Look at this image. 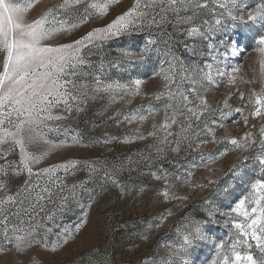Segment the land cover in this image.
Returning a JSON list of instances; mask_svg holds the SVG:
<instances>
[{
  "label": "snow or ice",
  "instance_id": "obj_1",
  "mask_svg": "<svg viewBox=\"0 0 264 264\" xmlns=\"http://www.w3.org/2000/svg\"><path fill=\"white\" fill-rule=\"evenodd\" d=\"M38 2L0 0V52L4 53L0 70V159L4 160V163H0V191L7 193L0 196V244H11L17 252H23L33 243H40L33 239L36 228L28 222L35 218L38 208L39 211L44 210L41 202L51 200L54 188L64 191L65 185L63 178L58 175L59 171L62 170L65 175L72 174L82 163L69 160L34 171L35 165L65 146L63 142L55 143L48 139L43 130L59 132L61 122L67 120L73 111L82 112L89 99L95 100L102 94H106L113 102L141 94L145 84L141 78L122 82L94 76L90 82L85 81L86 74L82 73V69L85 65L92 66V62L85 58L83 50L90 46L99 48L109 40L147 31L148 36L138 51L131 47L116 50L118 58L127 61L128 67H133L134 64L143 63L154 50L157 39L153 38L152 30L156 29L159 35L168 37L162 41L168 66H161L159 72L153 73L154 76L163 77V87L158 93L152 94L153 100L163 101L164 122L159 126L153 124V131L148 133V136L157 138L156 142L149 145L154 149L155 156H143L142 159L148 162L149 168L161 162L156 171L150 173L156 181L164 182L162 191L157 194L165 200H186L187 196H176L173 189L178 185L190 184L197 168L215 163L228 151H250L256 145L258 152L243 156L233 164L228 173L232 181L219 190V195L227 196L233 183L249 186L247 195L238 199L234 206L229 205L230 211L224 214L226 218L222 223L225 226L230 224L236 233L230 246H226L224 240L215 243L217 253L213 264H264V123L259 126L258 141L253 138L251 131H246L240 138L227 133L219 138L216 135V129L224 127L222 121L233 113L241 114L245 125L249 123V116L264 122V88L259 94L251 92L248 95V115H243L244 107L233 108L227 99L222 101V107L219 106L220 101H217V107H213L205 95L213 87L219 86L218 78L228 77L229 84L236 83V74L241 69L238 65H230L228 59L246 50L239 40L233 39L237 28H243L250 34L259 58V70L264 78V0L255 3L254 7L247 0H134L127 11L105 26L93 28L70 43L57 45L50 41L60 34H71L92 17L106 16L110 7L119 0H60L29 22L26 14ZM81 5L84 6L82 11ZM69 12L77 17L75 22L61 18L62 14ZM169 25L174 32H183L185 40L195 41L191 47L180 41L185 48L190 47V50L195 51L203 47L206 51L199 54L209 57L211 62L205 60L203 66L185 64L171 50L169 42L172 33L166 31ZM155 50L160 51L158 47ZM99 67L104 68L103 58ZM239 98L241 102L245 100L243 91L239 92ZM136 111H146L147 115L132 114L126 116L125 120L129 123L137 119L144 122L155 117L161 109L150 103L147 109ZM173 125L178 126L175 132L172 131ZM135 138L143 140L145 136L138 134ZM73 142L79 143V140L74 138ZM108 142L107 139L104 141ZM209 142L224 146V150L200 151L198 157H194L187 166L170 160L168 163L173 166V171L163 167L162 162L168 159L169 152L179 154L181 145H185L184 152L187 155ZM33 145H43L39 154L29 150ZM17 149L19 160H8L7 157ZM250 160L259 166L258 178L254 180L252 174L256 173V168H250L246 163ZM83 163L88 169L89 178L103 170L102 178L113 185H117L115 177L125 167L122 161L111 164L107 160ZM22 173L27 174V179L14 193L9 192L5 178ZM33 177L36 179L33 180ZM45 178V183L41 185L40 180ZM84 183L71 186L73 198L76 189L83 188ZM208 183L217 182L209 180ZM140 191L144 192L146 188ZM68 202V197H61L58 210L64 211ZM205 203L206 219L183 218L186 222L177 230L178 242L165 245L167 259L162 264H193V251L202 243L213 242L210 233L212 225L221 223L215 218L219 209L214 202ZM86 223L87 213L74 230L79 232ZM154 227L159 228L160 224H149L145 234H142L143 240L148 239L146 233ZM47 232H51V229H47ZM63 232L71 235L67 228ZM64 243H67V239ZM59 246L57 244L52 251H56ZM240 246H244L246 251L238 250ZM253 248L258 250L259 255L250 251ZM33 264L37 262L33 261ZM92 264H109V261H93Z\"/></svg>",
  "mask_w": 264,
  "mask_h": 264
},
{
  "label": "rangeland",
  "instance_id": "obj_2",
  "mask_svg": "<svg viewBox=\"0 0 264 264\" xmlns=\"http://www.w3.org/2000/svg\"><path fill=\"white\" fill-rule=\"evenodd\" d=\"M14 2L25 3V0H14ZM59 2L60 0H39L26 14L27 20L30 22ZM133 2L134 0H119L110 7L106 16L92 17L71 34H60L50 43L57 45L79 39L93 28L103 27L110 23L118 15L127 11ZM247 2L254 7L255 3H259L260 0H247ZM83 7L81 5L80 11ZM61 18L68 19L70 22H75L77 19L71 12L62 14ZM152 31L153 38L157 39V45L153 46L154 50L143 63L134 64L133 67H128L127 61L120 60L116 50L131 47L138 51L148 36L147 31L131 37L109 40L99 48L90 46L83 50L85 58L92 62V66L85 65L82 69V73L86 74L85 81L90 82L94 76L119 79L122 82L132 78H141L145 84L142 86L141 94L135 97L126 96L123 100L117 99L113 102L106 94H102L95 100L89 99L87 105L83 106L82 112L73 111L67 120L61 122L62 127L59 132L49 133L47 129L43 130L48 139L55 143L63 142L65 146L35 165L34 171L69 160L82 163L72 174L65 175L62 170L59 171L58 175L64 181V191L60 192L54 188L51 200L46 199L41 202L44 210L39 211L38 208L35 218L30 222L25 218L26 222L35 226L36 233L33 239L40 243H33L23 252H17L11 244H0V264H33V261L37 264H92L93 261L105 259L109 261V264H153V261L155 264H162L163 260L167 259L165 245L178 242L177 230L186 222L183 218L206 219L204 212L206 201L215 203L219 209L215 218L221 223L212 225L210 235L213 237V242L202 243L193 251L191 256L193 264H213L217 253L215 243L220 240H224L226 246L233 243L236 230L230 224L225 226L222 221L226 218L224 214L230 211L229 205L234 206L238 199L247 195L249 186L244 183H233L230 194L227 196L219 195V190L227 187L232 181V177L228 175L232 165L239 162L243 156L254 155L259 149L254 145L250 151L231 150L215 163L197 168L190 184L178 185L173 189L176 196H187L186 200H165L162 195L157 194L162 191L164 182L156 181L150 173L156 171L161 162L149 168L148 162L142 157L155 156L154 149L149 145L156 142L157 138L148 136V133L153 131V124L159 126L164 122L163 101L153 100L152 94L158 93L163 87V77L154 76L153 73L159 72L161 66L164 68L168 66V57L164 55L165 45L162 43L168 37L159 35L156 29ZM166 31L172 33V40L169 42L172 52L185 64L203 66L205 60L211 62L209 57L199 54L201 51H206L203 47H198L195 51L190 50L195 41L185 40L183 32H174L171 25ZM235 32L233 39L239 40L242 47L246 49L242 54L229 56L228 59L230 65H238L241 69L236 74V83L229 84L228 77L218 78L219 86L213 87L205 95L213 107L218 106L217 101L221 102L219 106L222 107V101L227 99L233 108L244 107L243 115H248L247 97L251 92L260 93L264 88V78L259 70V58L254 51L255 46L250 34H247L243 28H237ZM180 41H184V44L190 47L185 48ZM157 47L160 49L159 52L155 50ZM3 56L4 53L0 52V70H2ZM102 58L104 60L103 69L99 67ZM240 91L245 93L243 102L239 98ZM229 93H234V95H229ZM150 103L153 107L161 109L155 117H150L144 122L137 119L129 123L125 120L126 116L132 114L147 115L146 111L137 113L136 110L147 109ZM222 123L224 127L216 129L218 138L226 133L229 136L240 138L246 131H251L253 138L258 141L259 126L264 122L259 118L249 116V123L245 125L241 114L233 113ZM253 124L257 126L252 127ZM177 130L178 126L173 125L172 131ZM138 134L144 135L145 139H136ZM74 138L79 140V143H74ZM106 139L108 143H104ZM42 147L43 145H33L29 150L39 154ZM184 147L185 145H181L179 154L169 152L168 159L162 162L163 167L173 171V166L168 163L170 160L187 166L194 157H198L200 151L215 152L217 148L220 151L224 150V146L209 142L201 145L196 152L186 155ZM7 159L18 161L19 150L9 155ZM104 160H107L109 164L121 161L124 163V169L115 177L117 185L106 182L102 178L103 170L89 178L88 169L83 162ZM0 163H4V160L0 159ZM246 163L250 168H256L252 179L258 178L259 166L251 160ZM5 179L8 182V191L14 193L27 179V174L22 173L19 176H9ZM35 179L33 177V180ZM45 180L46 178L41 179L40 184L43 185ZM209 180L217 183L209 184ZM80 182H85L84 187L77 188L76 196L73 198L71 186ZM198 185H204V187ZM141 188H146V191L141 192ZM6 194L0 191V196ZM65 196L69 198V202L67 208L61 212L58 207L61 197ZM85 213H87V223L80 228L79 232H76L75 226L80 224ZM49 216L52 218L48 219ZM149 224H160V227L148 230L146 233L148 239L145 241L142 239V234H145ZM65 228L71 231V235L63 232ZM47 229H51V232H47ZM65 239L67 243H64ZM57 244L60 246L53 252L52 248ZM238 250L246 251L244 246H240ZM250 251H253L254 255H259L255 248Z\"/></svg>",
  "mask_w": 264,
  "mask_h": 264
}]
</instances>
